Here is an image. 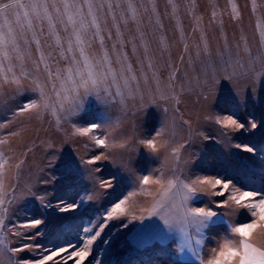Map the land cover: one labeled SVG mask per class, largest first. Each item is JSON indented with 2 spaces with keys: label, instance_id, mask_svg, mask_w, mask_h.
Instances as JSON below:
<instances>
[{
  "label": "snow or ice",
  "instance_id": "6c2138e0",
  "mask_svg": "<svg viewBox=\"0 0 264 264\" xmlns=\"http://www.w3.org/2000/svg\"><path fill=\"white\" fill-rule=\"evenodd\" d=\"M120 7L119 0L0 3L3 21L0 67L13 58L23 64L30 53L28 48H22L21 41L28 45L26 32L31 31L35 39L37 30L44 31L38 26L45 23L59 48L58 59L53 57V61L63 64L53 68L41 53L34 63L37 72L43 64V79L24 71L19 77L12 74L14 93L24 98L13 115L39 116L47 112L57 122L61 118L83 122L87 126L78 127L75 132L81 136L92 134L93 145L100 149L87 159L70 147L59 153L53 150L52 159L36 184L27 187L21 197L8 201L11 210L0 199V210L9 214L8 225H11L8 227L4 218H0V257L6 255L7 264H130L119 257L132 248L150 257L138 264H159L151 258L152 253H159L164 264H264V51L256 56L249 54L244 62L221 57L222 73L213 72L209 77V96L213 99L204 97L209 101L204 119L219 132L230 130L227 144L217 141V132L209 127L198 136L199 151H192L182 166L180 153L194 147L193 142L171 148L173 167L169 168L168 176L157 169V179L147 174L140 178L143 185H160L151 207L140 210L137 215L126 206L127 196L117 197L102 206L104 219L96 230L84 226L86 222L92 223L100 211L97 206L100 196L94 194L101 189H114L118 180L134 175V167L147 172L149 165L159 161L161 149L168 142L164 139L165 129H170L166 119L160 130L149 137L125 139L118 144H110L101 131L113 124L110 110L117 96H123L120 81L127 86L135 77L126 75L131 70L125 62L126 54H117L114 61L107 51L93 56L87 49L93 38H99L103 44L101 23H107L109 15L119 37L115 9ZM133 13L132 19H135L134 10ZM10 16L19 24V33L13 30ZM120 19L127 23L123 13ZM58 26H63L67 33L63 40L57 32ZM35 43L39 46L40 41ZM201 51L207 53L206 44ZM0 76L3 81H9L7 73ZM241 77L249 81L243 93L235 84ZM22 79L31 81L29 87L22 86ZM162 98L168 99V96L162 93ZM3 103L0 97V105ZM97 132L100 134L96 135ZM137 143L141 150L134 160ZM110 148L120 150L116 159H110L113 153L106 151ZM101 162L115 164L120 175L104 176ZM0 192H6L2 182ZM132 221L137 223L131 224ZM114 222H119L120 229L132 233L126 236L123 249L118 234L101 239L105 228L109 223L115 226ZM5 232L16 238L15 246H9ZM97 241L107 245L100 253L103 259H98L95 253L93 246ZM213 243L215 246L209 247ZM24 252L34 255L16 257L17 253Z\"/></svg>",
  "mask_w": 264,
  "mask_h": 264
},
{
  "label": "rangeland",
  "instance_id": "374dc122",
  "mask_svg": "<svg viewBox=\"0 0 264 264\" xmlns=\"http://www.w3.org/2000/svg\"><path fill=\"white\" fill-rule=\"evenodd\" d=\"M8 0H0V3ZM27 3L28 0H22ZM115 2V0H114ZM121 7L115 9L117 21L120 25L119 37L109 15L107 23H101L99 38L89 41L87 49L90 55L100 56L105 51L115 61L117 54H126V63L130 65V72L126 73L130 79L127 86L120 81V92L116 103L111 108L112 126L101 131L108 138L110 144H118L125 139H142L149 137L155 130H160L161 123L166 119L170 129H165V138L168 142L161 149L160 159L151 164L147 172H142L138 167L133 168L134 175L127 179H120L114 189H101L94 196H100L97 206L100 211L92 218V223H85V227L96 230V226L104 219L102 206L109 205L117 197L127 196L126 206L139 215L140 210L152 206L154 197L160 185L150 183L143 185L140 178L147 174L153 180L157 169L165 176L169 175V168L173 167L169 151L179 148L181 144L192 141L194 147L188 151H181V166L192 151H199L198 136L205 133L206 129L213 127L217 132L216 139L222 144H227L231 138L230 130L219 132L210 126L204 119L207 115L208 103L213 98L209 96L211 81L210 75L215 72L220 75L223 71L221 57L224 60L239 59L241 62L256 56L264 51V0H119ZM131 5V7H129ZM235 8V12L233 9ZM133 10L135 19H132ZM21 13L23 12L20 9ZM123 13V23L120 14ZM14 31L20 32V26L15 22L14 16L9 17ZM22 22V21H21ZM0 24H3L0 19ZM44 31L37 30L35 39L31 31L26 32L28 45L21 41L22 48H28L21 64L13 58L4 61L0 73H7L9 81L5 82L0 76V97L4 103L0 105V182L6 192H0V199L5 201V207L11 210L8 203L13 197L19 198L24 190L35 185L40 179L43 170L48 166V160L53 150L57 153L69 150L75 151L85 159L94 152L100 151L94 146L89 136H81L75 132L78 127H86L83 122L77 123L74 119L59 122L50 114L42 113L39 116L25 113L13 115V111L23 103L24 98L16 96L14 85L10 82L15 73L21 72L29 75L36 74L43 79V64L37 72L34 62L38 61L43 53L53 68L63 67L62 63H55L53 57L58 59L59 48L55 36L47 29V24L42 26ZM60 38L67 35L63 26L57 27ZM91 35V30H90ZM35 40H39V46ZM118 41H123L119 43ZM207 45V53L202 52ZM248 51H245V50ZM199 53V54H198ZM122 59H124L122 57ZM118 67V65H115ZM231 71V69H229ZM21 84L27 88L31 84L28 79H22ZM238 90L243 93L249 81L243 77L235 81ZM115 91V88L113 89ZM162 93L168 99L162 98ZM30 95V94H29ZM209 96V101L204 97ZM99 135L100 133H95ZM241 139H247L241 137ZM160 145L158 144V147ZM141 146L135 145L134 160L138 158ZM113 153L110 159H116L119 149L110 148ZM168 163H164L165 160ZM104 165V176L116 173V165L101 162ZM120 175V174H117ZM100 193H103L101 196ZM61 193H58L60 195ZM0 218H4L8 227L9 214L0 210ZM12 219H16L12 217ZM239 219V217H238ZM109 223L101 239L108 236L119 235L120 247L124 248L127 233L119 228V222ZM137 223L132 221L131 224ZM130 224V227H131ZM9 246L16 245V238L5 232ZM87 239V237H85ZM215 246L214 243L209 247ZM94 250L98 259L101 250L107 245L97 241ZM33 253H17V258H30ZM151 258L159 264H164V259L159 253H152ZM130 264H138L140 260H149L148 255H143L132 248L124 251L119 257ZM0 264H7V256L0 257Z\"/></svg>",
  "mask_w": 264,
  "mask_h": 264
}]
</instances>
